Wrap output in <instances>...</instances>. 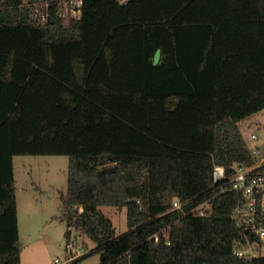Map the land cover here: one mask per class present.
<instances>
[{
  "label": "trees",
  "instance_id": "1",
  "mask_svg": "<svg viewBox=\"0 0 264 264\" xmlns=\"http://www.w3.org/2000/svg\"><path fill=\"white\" fill-rule=\"evenodd\" d=\"M61 10L0 0V264H22L16 156L69 158L67 239L93 242L101 264H264L234 254L259 242L234 218L242 194L214 192L217 166L257 162L240 124L264 110V0H84L69 22ZM210 197V216L170 211ZM102 206L128 209L127 233Z\"/></svg>",
  "mask_w": 264,
  "mask_h": 264
},
{
  "label": "rangeland",
  "instance_id": "2",
  "mask_svg": "<svg viewBox=\"0 0 264 264\" xmlns=\"http://www.w3.org/2000/svg\"><path fill=\"white\" fill-rule=\"evenodd\" d=\"M125 1L126 0H119ZM122 2V3H125ZM250 147L264 146V110L240 124ZM256 134L258 140L252 135ZM16 199L18 204L22 264H55L64 258L67 224L63 220L64 197L68 191L69 158L67 156H16L14 159ZM100 209L113 222L117 236L128 232V209L102 206ZM91 249L95 244L80 240ZM264 256V251L262 252ZM101 262L93 254L83 264Z\"/></svg>",
  "mask_w": 264,
  "mask_h": 264
},
{
  "label": "built area",
  "instance_id": "3",
  "mask_svg": "<svg viewBox=\"0 0 264 264\" xmlns=\"http://www.w3.org/2000/svg\"><path fill=\"white\" fill-rule=\"evenodd\" d=\"M61 2V15L67 22L71 19L81 18L84 0H61ZM47 18L48 15H43L45 22ZM252 138L259 139L256 134H253ZM250 149L257 159L256 164H236L230 167V171L225 166H217L214 172V192L216 194L225 192L242 194L243 203L236 209L234 218L239 228L255 235L260 242H251L248 235L245 237V241L237 240L234 244V254L241 261H251L254 258L263 257L262 252L264 251V225L257 218L259 204L261 203L264 208V146L256 144ZM213 200L214 197L204 199L188 211L186 208L194 204L195 200L182 202L180 199H175L170 211H181L184 215L207 217L213 213ZM138 204H141L140 200H138ZM152 238L159 242L160 236L155 235ZM259 246L261 250H259ZM93 252L94 248L85 246L80 241L78 232L71 230L66 245V255L64 258H57L55 264H83L88 257L93 255ZM92 264H101V262Z\"/></svg>",
  "mask_w": 264,
  "mask_h": 264
},
{
  "label": "water",
  "instance_id": "4",
  "mask_svg": "<svg viewBox=\"0 0 264 264\" xmlns=\"http://www.w3.org/2000/svg\"><path fill=\"white\" fill-rule=\"evenodd\" d=\"M161 57H162V50L158 49L156 51L155 57H154V65H158L161 61Z\"/></svg>",
  "mask_w": 264,
  "mask_h": 264
},
{
  "label": "crops",
  "instance_id": "5",
  "mask_svg": "<svg viewBox=\"0 0 264 264\" xmlns=\"http://www.w3.org/2000/svg\"><path fill=\"white\" fill-rule=\"evenodd\" d=\"M128 0H126V2H127ZM121 3L122 2H125V1H120ZM15 159V158H14ZM14 172H15V170H14ZM15 184H16V180H15ZM16 190H17V188H16ZM17 198V197H16ZM17 209H18V204H17ZM18 229H19V216H18ZM19 237H20V230H19Z\"/></svg>",
  "mask_w": 264,
  "mask_h": 264
}]
</instances>
